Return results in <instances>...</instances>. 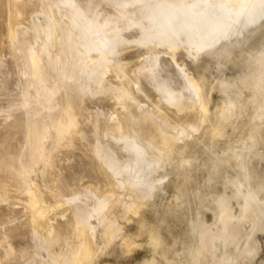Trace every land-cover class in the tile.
<instances>
[{"label":"bare ground","instance_id":"6f19581e","mask_svg":"<svg viewBox=\"0 0 264 264\" xmlns=\"http://www.w3.org/2000/svg\"><path fill=\"white\" fill-rule=\"evenodd\" d=\"M0 264H264V0H0Z\"/></svg>","mask_w":264,"mask_h":264}]
</instances>
